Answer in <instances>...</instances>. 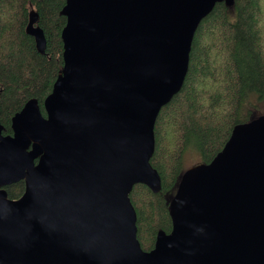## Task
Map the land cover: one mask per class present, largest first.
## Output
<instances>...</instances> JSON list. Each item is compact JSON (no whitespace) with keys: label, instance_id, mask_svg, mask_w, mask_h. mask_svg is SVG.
<instances>
[{"label":"water","instance_id":"95a60500","mask_svg":"<svg viewBox=\"0 0 264 264\" xmlns=\"http://www.w3.org/2000/svg\"><path fill=\"white\" fill-rule=\"evenodd\" d=\"M234 0H65L63 66L43 102L0 125V264H264V116L233 127L207 164L185 170L172 229L150 251L129 193L153 192L160 109L182 87L194 33ZM31 10L26 33L44 54ZM37 160V162H35ZM23 180L18 199L4 186Z\"/></svg>","mask_w":264,"mask_h":264},{"label":"trees","instance_id":"16d2710c","mask_svg":"<svg viewBox=\"0 0 264 264\" xmlns=\"http://www.w3.org/2000/svg\"><path fill=\"white\" fill-rule=\"evenodd\" d=\"M260 3H216L194 33L182 87L160 109L154 124L150 164L160 176L161 188L153 192L137 183L129 193L136 213V236L144 251L154 247L159 231L169 233L172 229L170 202L183 172L209 163L233 127L255 120L254 110L258 103H264V3ZM64 5L65 0H0L3 135H12L11 119L29 99L37 100L45 116L43 102L63 66ZM31 10L37 12L36 25L45 34L44 54L37 51L33 37L26 33ZM189 152L197 162L186 167ZM5 190L7 198L18 199L24 182L20 180Z\"/></svg>","mask_w":264,"mask_h":264},{"label":"rangeland","instance_id":"374dc122","mask_svg":"<svg viewBox=\"0 0 264 264\" xmlns=\"http://www.w3.org/2000/svg\"><path fill=\"white\" fill-rule=\"evenodd\" d=\"M261 3H264V0H261ZM260 3V5H261ZM264 6V5H263ZM262 6V8H264ZM205 43L207 45V43H209V37L205 38ZM264 103L263 104H259L258 103V107L256 110H254L253 112V118H260L262 116H264ZM197 157L194 154H191V152L188 153V156H186V160H185V166L189 167L191 165H194L197 161H196Z\"/></svg>","mask_w":264,"mask_h":264},{"label":"flooded vegetation","instance_id":"af4514ba","mask_svg":"<svg viewBox=\"0 0 264 264\" xmlns=\"http://www.w3.org/2000/svg\"><path fill=\"white\" fill-rule=\"evenodd\" d=\"M2 134H3V133H2ZM35 162H37V160H35ZM22 181H23V180H22ZM23 182H24V181H23ZM15 183H17V182H15ZM12 184H14V183H12ZM12 184H9V185L4 186L3 189L5 190V187L10 186V185H12ZM24 188H25V183H24ZM5 192H6V190H5ZM23 192H24V190H23ZM22 194H23V193H22ZM22 194H21V195H22ZM6 195H7V193H6ZM6 197H7V196H6ZM20 197H21V196H20ZM20 197H19V198H20ZM16 199H17V198H16ZM12 200H13V199H12Z\"/></svg>","mask_w":264,"mask_h":264}]
</instances>
